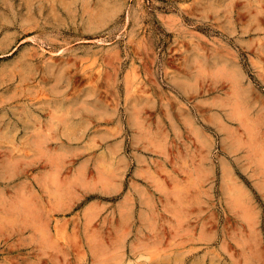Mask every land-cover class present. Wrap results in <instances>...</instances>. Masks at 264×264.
I'll use <instances>...</instances> for the list:
<instances>
[{
  "label": "rangeland",
  "instance_id": "obj_1",
  "mask_svg": "<svg viewBox=\"0 0 264 264\" xmlns=\"http://www.w3.org/2000/svg\"><path fill=\"white\" fill-rule=\"evenodd\" d=\"M0 264H264V0H0Z\"/></svg>",
  "mask_w": 264,
  "mask_h": 264
},
{
  "label": "bare ground",
  "instance_id": "obj_2",
  "mask_svg": "<svg viewBox=\"0 0 264 264\" xmlns=\"http://www.w3.org/2000/svg\"><path fill=\"white\" fill-rule=\"evenodd\" d=\"M101 10V9H100ZM106 11V10H105ZM107 14V13H106ZM100 15H101V13H100ZM110 15V14H109ZM101 17H104V16H101ZM99 18V17H98ZM3 55V54H2ZM24 67V66H23ZM23 69V68H22ZM26 69V68H25ZM4 71V70H3ZM4 73V72H3ZM21 73H24V72H21ZM60 72H58V74H59ZM23 76H25V75H23ZM21 78V77H20ZM55 78V77H54ZM70 80V79H69ZM60 81V80H59ZM61 82V81H60ZM53 83V82H52ZM70 85V84H69ZM50 87V86H49ZM68 88V87H67ZM60 89V88H59ZM59 89H57V90H59ZM65 90V89H64ZM68 90V89H67ZM64 94V93H63ZM58 95V94H57ZM93 95V94H92ZM53 96V95H52ZM59 96V95H58ZM55 97H57V96H55ZM66 98H68V97H66ZM49 103V102H48ZM62 103H64L63 101H62ZM53 105V104H52ZM68 105H70V104H68ZM56 108V107H55ZM66 108V107H65ZM60 109V108H59ZM67 113V112H66ZM68 114H70V113H68ZM93 115V114H92ZM70 118V117H69ZM72 118V117H71ZM51 119V118H50ZM60 119V118H59ZM74 119H76V118H74ZM53 120V119H52ZM58 120V119H57ZM130 120V119H129ZM60 121V120H59ZM65 121V120H64ZM69 123V122H68ZM73 124H74V121H73ZM8 128V127H7ZM73 128V127H72ZM68 137V136H67ZM73 137V136H72ZM18 164V163H17Z\"/></svg>",
  "mask_w": 264,
  "mask_h": 264
}]
</instances>
